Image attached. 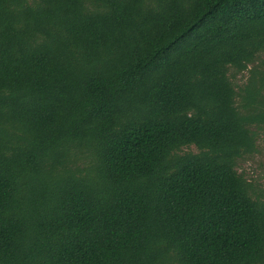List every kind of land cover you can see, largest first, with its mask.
<instances>
[{
  "label": "trees",
  "instance_id": "16d2710c",
  "mask_svg": "<svg viewBox=\"0 0 264 264\" xmlns=\"http://www.w3.org/2000/svg\"><path fill=\"white\" fill-rule=\"evenodd\" d=\"M261 55L264 0H0V264H264Z\"/></svg>",
  "mask_w": 264,
  "mask_h": 264
},
{
  "label": "rangeland",
  "instance_id": "374dc122",
  "mask_svg": "<svg viewBox=\"0 0 264 264\" xmlns=\"http://www.w3.org/2000/svg\"><path fill=\"white\" fill-rule=\"evenodd\" d=\"M264 55H261L259 58H263ZM258 63V60L255 64ZM252 68V65H249ZM235 73L233 76V81L236 84V89L239 90L246 82L249 77V71L244 70L242 72H235L234 69H231L230 73ZM241 96L237 97V103L241 104ZM256 131V139L254 142V151L249 154H245L238 159L236 164V169L239 173H242L247 180H249L254 187L264 188V123L261 125H256L253 127ZM189 151H197L195 145H190L184 148Z\"/></svg>",
  "mask_w": 264,
  "mask_h": 264
}]
</instances>
